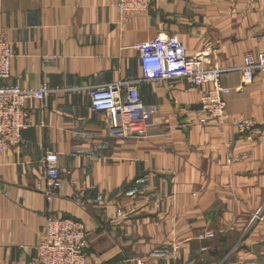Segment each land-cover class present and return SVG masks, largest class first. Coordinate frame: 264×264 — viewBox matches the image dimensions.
Masks as SVG:
<instances>
[{"label": "crops", "instance_id": "1", "mask_svg": "<svg viewBox=\"0 0 264 264\" xmlns=\"http://www.w3.org/2000/svg\"><path fill=\"white\" fill-rule=\"evenodd\" d=\"M110 3L0 0L6 82L49 86L26 101L21 144L0 150V264H32L49 214L86 225L88 264H264V72L239 70L264 51V0H155L122 16ZM160 34L233 68L220 76L226 117L197 123L200 93L185 78L142 80L147 136L111 135L88 90L140 78L135 45ZM237 117L255 126L240 132ZM46 151L63 177L51 201Z\"/></svg>", "mask_w": 264, "mask_h": 264}, {"label": "built area", "instance_id": "2", "mask_svg": "<svg viewBox=\"0 0 264 264\" xmlns=\"http://www.w3.org/2000/svg\"><path fill=\"white\" fill-rule=\"evenodd\" d=\"M153 1L111 0L110 4L122 16L143 13ZM135 48L141 63L140 78L114 85L91 86L88 90L92 109L107 113L106 124L111 135L119 138L147 136L146 124L155 108L141 101L138 87L142 80L185 78L200 93L197 123H214L226 117L227 108L220 76L233 68H222L216 64L205 66L200 56H190L181 40L167 34L140 42ZM13 56L12 43L0 34V150L21 144L22 132L29 119L26 101L30 98L43 100L49 91V86L43 81L37 87H22L18 83L6 82ZM242 60L239 70L245 81H251L256 72H264V51L258 54L245 53ZM233 124L243 133L255 126L251 119L243 117L235 118ZM57 159L58 155L53 151H46L42 158L45 182L43 193L48 201L59 193L63 183ZM206 235L214 236L211 232ZM38 240L35 247L37 257L32 264H88L85 254L89 246L88 229L76 217L49 214ZM177 248V245L173 246V250ZM146 261L140 258L136 264H146Z\"/></svg>", "mask_w": 264, "mask_h": 264}]
</instances>
